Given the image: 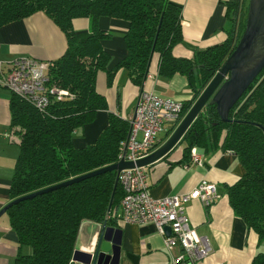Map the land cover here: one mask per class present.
Listing matches in <instances>:
<instances>
[{
  "label": "trees",
  "instance_id": "obj_1",
  "mask_svg": "<svg viewBox=\"0 0 264 264\" xmlns=\"http://www.w3.org/2000/svg\"><path fill=\"white\" fill-rule=\"evenodd\" d=\"M248 2L226 0L232 24L225 39L197 47L187 57L173 52L184 39L182 6L173 0H0V26L42 10L67 37L66 50L50 60L46 84L68 93L60 99L51 95L44 110L11 93L10 124L20 144L10 185L12 199L117 161L120 142L130 127L117 111H109L107 124L94 141L84 146L73 142L75 129L93 121L98 109L107 108L106 96L97 89L100 69L111 84L117 71L126 67L131 82L141 87L157 52L160 75L181 73L188 79L192 95L183 100L185 114L236 46L245 27ZM100 16L128 20L127 53L113 66H109L112 53L105 46L111 33L100 26ZM79 17L90 18L91 34L85 39H80L75 27ZM172 130H165L166 138ZM179 143L184 146L177 163L189 161L193 145L204 151L220 147L238 155L245 171L227 185L229 201L263 242L264 67L232 106L228 120L221 118L216 103L207 102ZM116 176V169H108L10 205L6 212L20 248L15 264H71L82 221L114 218L107 215L116 212L123 196L118 183L112 197ZM24 245L31 246V251L23 252ZM250 264H264V250Z\"/></svg>",
  "mask_w": 264,
  "mask_h": 264
},
{
  "label": "crops",
  "instance_id": "obj_2",
  "mask_svg": "<svg viewBox=\"0 0 264 264\" xmlns=\"http://www.w3.org/2000/svg\"><path fill=\"white\" fill-rule=\"evenodd\" d=\"M173 1L182 6L184 36L183 41L173 48L175 55L191 57L197 47L204 48L225 39L227 29L232 24L226 14V0ZM99 24L111 33L105 39V46L112 53L109 66H113L127 53L124 33L128 28V20L100 16ZM75 27L80 39H85L91 34L90 18H76ZM66 48L65 32L42 10L0 26L1 58L32 55L51 60L60 56ZM96 82L97 89L106 96L107 108L98 109L93 121L75 129L73 142L76 146H84L97 138L107 124L109 111H117L125 116L134 112L138 103L141 87L131 82L126 67L117 71L111 84L107 83L106 71L100 69ZM144 87L181 100L192 95L185 75L175 73L167 77L158 73L157 52L151 57ZM11 93L9 88L0 86V209L12 199L10 185L20 152L19 138L10 124ZM170 127L174 130L176 125L171 124ZM167 138L160 136L157 147ZM183 146L184 143H179L163 157L147 163L151 193L161 197L190 190L202 178L214 181L219 197L212 205L205 206L198 199H191L186 203L191 225L197 233L206 235L211 244V253L201 264H250L254 255L259 250H264V242H260L258 233L234 212L229 201L227 185L235 182L245 171L238 155L220 147L210 151L199 148L204 153V163L186 166V162L177 163L183 155ZM117 211L119 207L115 213ZM5 213L7 214L5 211L0 215V264H15V256L20 248L9 215L3 219ZM111 217L114 218L107 221V225L111 227L109 239L113 254L110 264H170V253L153 222H126L114 214ZM21 250L29 252L25 245ZM71 264H77V261L73 260Z\"/></svg>",
  "mask_w": 264,
  "mask_h": 264
},
{
  "label": "built area",
  "instance_id": "obj_3",
  "mask_svg": "<svg viewBox=\"0 0 264 264\" xmlns=\"http://www.w3.org/2000/svg\"><path fill=\"white\" fill-rule=\"evenodd\" d=\"M49 66L50 60L32 55L9 59L0 57V86L9 88L44 110L51 95L60 99L68 93L64 88L46 84ZM183 107L184 101L181 99L162 95L146 87L140 90L134 112L124 116L129 120L130 127L127 136L120 142L117 161H133L134 165L119 170L118 183L123 189V196L119 211L114 215L126 222H153L170 253V264H201L210 255L211 244L206 235L197 233L191 225L186 203L198 199L205 206L212 205L219 197L216 183L202 178L190 190L158 197L150 191L147 164H137L139 158L157 147L156 143L160 139L158 133L167 130L171 124H179L185 115L182 114ZM204 160V153L193 145L185 165H201ZM167 225L170 226L169 233L166 231ZM73 260L72 256L71 262Z\"/></svg>",
  "mask_w": 264,
  "mask_h": 264
},
{
  "label": "water",
  "instance_id": "obj_4",
  "mask_svg": "<svg viewBox=\"0 0 264 264\" xmlns=\"http://www.w3.org/2000/svg\"><path fill=\"white\" fill-rule=\"evenodd\" d=\"M264 67V0H249L244 30L234 49L229 53L219 70L214 74L200 95L185 113L182 120L175 127L171 135L150 154L139 158L137 164L151 163L168 153L182 138L186 129L193 122L197 114L207 102L216 103L218 112L223 120L229 119V112L238 98L249 87L258 73ZM144 83L141 86V90ZM134 165L133 161L120 159L114 163L79 174L66 180L45 186L38 190L22 194L11 199L0 209V215L7 208L22 199L33 197L39 193L55 190L61 186L79 181L96 173L108 169H116L115 193L118 185L119 170ZM112 203V201H111ZM110 203V205H111ZM83 227L87 231L86 239L81 237ZM169 233L170 226H166ZM111 227L107 221L84 219L80 225L73 259L77 264H110L112 246L110 243ZM85 241V242H84Z\"/></svg>",
  "mask_w": 264,
  "mask_h": 264
},
{
  "label": "rangeland",
  "instance_id": "obj_5",
  "mask_svg": "<svg viewBox=\"0 0 264 264\" xmlns=\"http://www.w3.org/2000/svg\"><path fill=\"white\" fill-rule=\"evenodd\" d=\"M158 136H164V137H165V132H160V133H158ZM7 216H8V215L5 213L3 219H5ZM263 242H264V241H263ZM25 246H26V248L29 249V252H30L31 249H32L31 246H29V245H25Z\"/></svg>",
  "mask_w": 264,
  "mask_h": 264
},
{
  "label": "bare ground",
  "instance_id": "obj_6",
  "mask_svg": "<svg viewBox=\"0 0 264 264\" xmlns=\"http://www.w3.org/2000/svg\"><path fill=\"white\" fill-rule=\"evenodd\" d=\"M86 233H87V231L85 230V228L83 227V229H82V232H81V237L83 236V237H85V239H86Z\"/></svg>",
  "mask_w": 264,
  "mask_h": 264
}]
</instances>
